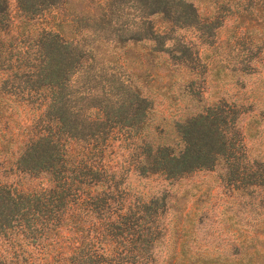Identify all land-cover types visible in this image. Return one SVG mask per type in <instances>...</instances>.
Masks as SVG:
<instances>
[{
  "label": "trees",
  "instance_id": "16d2710c",
  "mask_svg": "<svg viewBox=\"0 0 264 264\" xmlns=\"http://www.w3.org/2000/svg\"><path fill=\"white\" fill-rule=\"evenodd\" d=\"M77 1L86 8L73 2L69 17V0H0V155L16 147L12 163L0 158V264H264V217L231 221L225 251L183 234L161 252L164 217L178 221L184 203L174 188L142 198L126 189L129 171L178 179L202 169L241 195L264 186V161L242 166L218 103L172 121L167 135L151 122L152 95L174 96L204 53L177 31L218 25L189 0ZM207 4L236 16L235 50L237 17L254 3ZM13 110L28 113L14 128Z\"/></svg>",
  "mask_w": 264,
  "mask_h": 264
},
{
  "label": "rangeland",
  "instance_id": "374dc122",
  "mask_svg": "<svg viewBox=\"0 0 264 264\" xmlns=\"http://www.w3.org/2000/svg\"><path fill=\"white\" fill-rule=\"evenodd\" d=\"M69 1L71 2L63 10L66 16L70 17L74 13V8L71 7L73 2L76 8H86L84 1ZM189 1L200 9L206 22H213L218 26L211 33L192 28L177 31L179 37L189 40L193 46L198 45L205 54L200 53L198 61L194 63L190 82L173 84L171 91L174 96L165 98L152 95L146 89L145 92L152 95L149 113L151 122L158 130L166 129L164 134L167 135L172 121L218 103L230 117L235 115L231 120L230 117L227 118L225 128L237 153L244 155L242 166L248 167L252 160L264 161V0H251L254 6L243 11L241 19L237 17L243 25L235 28L239 34V43L235 44V50L232 51H227L226 45L227 42L233 43L229 29L236 16L218 10L213 13L207 0ZM199 64L206 66V70L202 71ZM220 65L221 70L215 74L214 68ZM27 116L28 113L24 114L23 110L18 111V114L13 110L9 113L7 126L14 128L15 121L26 120ZM15 148L14 144L7 159L5 154H1L0 158L3 156V160L12 163ZM250 170L254 168L251 167ZM127 175L126 189L133 197H148L158 194L162 189L174 188L177 192V200L174 201L177 207L184 203L178 221L174 220L172 212L164 217L166 238L155 248L161 252L175 247L174 238L178 242L183 234H186L192 247L201 251H225L229 246L227 239L235 228L230 224L231 221L247 222L256 216L264 217V208L259 206L264 205V186L241 195L240 190H235L221 178L218 169L195 170L178 179H164L160 174L138 175L132 171ZM1 178L9 180L10 176ZM174 224L176 229L170 231L169 226Z\"/></svg>",
  "mask_w": 264,
  "mask_h": 264
}]
</instances>
